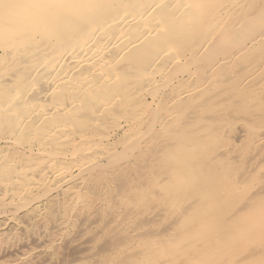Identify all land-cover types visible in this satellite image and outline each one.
Segmentation results:
<instances>
[{"label":"bare ground","instance_id":"bare-ground-1","mask_svg":"<svg viewBox=\"0 0 264 264\" xmlns=\"http://www.w3.org/2000/svg\"><path fill=\"white\" fill-rule=\"evenodd\" d=\"M255 52L264 53V0H0V233L8 223L21 229L19 211L44 214L54 191L69 195L79 209L103 197V209L110 210L116 185L123 192L117 193L118 207L128 209V183H118L112 172L151 145L154 157L148 159L156 163L145 159L128 189L142 199L198 196L204 203L192 208L191 220L196 216L199 227L140 236L151 210H138L143 219L137 221L118 218L119 209L111 226L101 219L110 232L127 235L109 248L123 260L111 264H264V195L259 188L252 192L264 158L257 157L247 180L236 170L228 174L240 136L232 135L234 120L247 127L242 149L255 151L264 143L254 117L264 113V56L259 60ZM256 154L261 151L251 158ZM94 172L106 178L96 201L94 192L82 189ZM249 190L259 194L254 205L232 210ZM90 210L88 220L96 212ZM51 223V234L70 227L64 217ZM214 223L221 228L209 230ZM60 237H40L23 249L47 243L52 252Z\"/></svg>","mask_w":264,"mask_h":264},{"label":"rangeland","instance_id":"rangeland-1","mask_svg":"<svg viewBox=\"0 0 264 264\" xmlns=\"http://www.w3.org/2000/svg\"><path fill=\"white\" fill-rule=\"evenodd\" d=\"M263 56H264V53H256L255 52V57L257 58V59H261V58H263ZM259 59V60H260ZM263 61V60H262ZM262 92H264V90L262 91ZM262 94H264V93H262ZM262 99H264V95L263 96H260ZM217 98H220L219 96L217 97ZM148 99L150 100V96H148ZM216 102V101H215ZM216 105H217V103H216ZM215 110V109H214ZM211 111H212V108H211ZM215 112H217V110L216 111H214V112H212V114H215ZM262 115V116H261ZM264 113H262V114H256V115H254V117L256 118L257 117V119H255V122L258 124H256L257 125V127H260V130L262 131H264ZM214 116V118H216V115H213ZM243 116H245V114H243ZM259 116V117H258ZM262 118H261V117ZM252 118H254L253 116H251ZM222 118V117H221ZM245 118V117H244ZM243 118V119H244ZM229 119V117H227V116H225V119H221L220 121L221 122H223V121H225V120H228ZM243 119H241V120H243ZM231 121H232V119H231ZM235 121V126H238V127H231L232 129L233 128H236V129H231L232 131V135L233 134H235V136H236V133L237 134H239V131H240V136H241V134L244 132H242V130H244L245 129V127H246V125H244V123H242V121H237V124H236V120H234ZM224 123V122H223ZM247 123V122H246ZM218 125H219V123H218ZM226 125V124H225ZM216 127H217V125H215ZM242 126V127H241ZM221 126L219 125L218 126V130H219V128H220ZM244 127V128H243ZM224 128V127H223ZM225 128H226V126H225ZM224 128V129H225ZM242 128V129H241ZM247 128V127H246ZM220 129H222V128H220ZM259 130V131H260ZM225 131V133H226V130H224ZM234 131V132H233ZM235 131H237L236 133H235ZM258 131V132H259ZM260 131V132H261ZM118 135V133L116 134V136ZM115 136V137H116ZM240 136L238 137V136H236V138H234V142L236 141V146H234L233 147V154H234V156L232 157V160L234 161L233 163H232V166L229 168L230 169V171H228L229 173L228 174H232L233 172L232 171H235L236 170V172H237V177H239V175L241 176L240 177V179H249L253 174H254V170H253V168H251L252 167V165H255L254 163H256V165H257V160L258 159H260L259 161H261V157L262 158H264L263 156H264V143H261L260 144V146L258 145V147L256 148V150L255 151H257V150H260L261 151V154H259V155H255V157L254 158H251L252 156H253V153L255 152L254 150H252V148H243L242 149V147L244 146V144H245V141H244V138H240ZM239 138H240V140H239ZM238 139V140H237ZM241 140H243V145L241 144L242 143V141ZM239 141H241V143H239ZM238 143V144H237ZM150 146L151 145H149V147H146L147 149H144V151L143 152H141L140 154H139V156H136L137 158V162H136V159H133V157L131 158V159H129V160H127L126 162V164H124L123 166H122V168H120L121 170H117V172H112V175L113 174H115L114 176L116 177V179H117V182L118 183H121V182H119V179H121V178H123L124 180L123 181H127V183L128 184H125V186L123 187V190L125 191V192H128V194L130 195H128L129 197H130V201L129 202H131V204H133L131 207L130 206H128V204L126 205V206H128L129 208L128 209H126V207L124 206L122 209L120 208V207H118L119 205H118V203L116 202L117 200V196L119 195H117V193H123V192H120L119 190H120V188L119 187H117L116 185L113 187L112 186V188H113V191H112V195L109 197L110 199H112V204H114V207L113 208H110V210H109V208L107 209V210H105V207H104V209H103V204L101 203L102 201L101 200H103L102 198V196H103V194H104V192H105V190H106V188H104L106 185V178H103L102 176H101V174H99L98 172L97 173H91L89 176H86V182H85V184L87 185H85V189L84 188H82L83 190H86V189H89V191L91 192V194H93L94 195V193H95V195L96 196H94V197H98L97 199H94L95 201L96 200H99L101 197V200H99V201H96V203H93V205L91 204V206H83L82 207V209H79L78 207H80L79 205L77 206V207H75V205L73 206V202L72 201H69V199H68V196L67 195H63V196H60L63 192H61V191H58L57 193L54 191L53 193H52V195H49L51 198H52V201L51 202H48V204H47V207H46V209H45V211L43 212L44 214H41L40 216H37V215H39L38 213H36V211H33V212H30L28 215L27 214H25V215H23V213L21 214V212L22 211H19V212H17L16 214H15V217L17 216V219L19 220V221H21V222H19L20 224H22L21 226V229L19 228V230H18V228L17 229H14V228H12L10 225H11V223H10V225H9V223L7 224V226L5 225V229H1L3 232H2V234L0 233V264H59L58 262H60V264L62 263V262H66V261H68L67 263H71V264H88L87 262H89V261H93V262H89V264L90 263H92V264H111V263H117V262H120V261H123L122 260V255H119L121 252L119 251V254H115V253H113V252H111V251H109V248H113L114 247V245H118V243L120 244V243H122L123 241L122 240H127L125 237L127 236V235H125V234H118V233H116L115 231H112V232H110V228H108V226L110 225L111 226V222L113 221V220H111L112 219V217H115L116 215H117V213H118V210L120 209V210H122V212L119 210V213L121 214L120 216H118V218H122V215L125 217V218H128V216H131L132 218H134V217H136V220L138 221L139 219L141 220V219H143V217H142V215L143 214H141V215H139V211L138 210H141V209H143V208H148V209H150L151 211L150 212H152L151 214H150V212L147 214L148 215V217L146 216L145 218H144V220H143V223H145V221H146V223L147 224H145L144 225V229H141L140 230V236L142 235V234H144V233H146V235L148 234L146 231H148V230H150V231H148V232H150V234L152 235L151 237H156L154 234H157L158 232H159V234H157L158 236H161V234H167V233H169V232H173L175 229H179V228H182V229H184V228H186L185 227V225L186 226H188V225H198V220H197V217L196 216H194V217H192V220H191V216L193 215V213H192V208L194 209V208H196V206H202L201 204L202 203H204V200H201V199H198V196H196V195H194V194H191V195H186V197L185 198H176V201H174L173 200V198L174 197H172V196H169V195H163V194H160V193H154L153 195H152V197H149L148 199H142V197H140L139 195H136V194H133V192L131 191V190H129L128 188H130V187H133L134 185H133V183H131V179H134V178H136V176L137 175H141V172L142 171H144V169H145V167H144V165L147 163L146 161L147 160H149L148 161V163H151V164H155L156 163V159L155 160H151V159H148V158H150L151 156V154H152V151H154L155 150V148L154 147H151L152 148V150L151 149H149L150 148ZM120 146H117V149H120L119 148ZM238 149V150H237ZM243 151L245 152V153H243ZM250 153V154H248V153ZM252 152V153H251ZM146 154V156H145V154ZM236 153H238V154H236ZM243 153V154H242ZM149 156H148V155ZM236 154V155H235ZM145 156V157H144ZM236 156V157H235ZM144 157V158H143ZM154 157V154H152V158ZM257 157H259L258 159H257ZM145 159H147V160H145ZM255 159V160H254ZM151 160V161H150ZM247 160H248V162H247ZM251 160L253 161V162H251ZM145 161V162H144ZM256 161V162H255ZM261 162H264V160L262 159V161ZM252 163V164H251ZM239 164V165H238ZM142 165V166H141ZM138 166H139V168H138ZM236 166V167H235ZM137 167V168H136ZM140 167H143V168H140ZM254 167V166H253ZM149 168V167H148ZM251 168V169H250ZM135 169V170H134ZM147 169V168H146ZM237 169L239 170V171H237ZM263 169L264 168H262L261 170H258V175L256 174V177L258 178L257 180V183H255V184H253V186H252V192H254V193H256V191L258 190V188H259V191L261 190V191H263V192H261L260 194H262V195H264V174L263 175H261V173H259V172H262L263 171ZM142 170V171H141ZM134 171H136V173L134 172ZM140 172V173H138L137 174V172ZM256 172V171H255ZM264 172V171H263ZM250 173V174H249ZM120 176V177H119ZM88 177V178H87ZM96 178V179H95ZM111 178V177H110ZM94 179V180H93ZM140 179H142V176H140ZM92 180V181H91ZM111 180V179H110ZM121 181V180H120ZM91 182H93L92 184H91ZM131 183V184H130ZM96 184V185H95ZM99 184V185H98ZM131 185V186H130ZM133 185V186H132ZM103 186V187H102ZM122 186V185H121ZM129 186V187H128ZM258 186V187H257ZM89 187V188H88ZM198 187H201V186H198ZM257 187V188H256ZM260 187H262V188H260ZM128 189V190H127ZM115 190H117V191H115ZM253 190H255V191H253ZM94 192V193H93ZM115 192V193H114ZM124 192V193H125ZM251 193V191L249 190L247 193H246V196H245V198L241 201V202H239L237 205H234L233 206V204H232V210L233 209H235L236 207L237 208H239V206L241 207H243V206H245V207H251V206H253L254 204H252L253 202H254V198H258L257 196H259V194H254L253 196H250V195H252V193ZM250 194V195H249ZM55 195H57V196H55ZM98 195V196H97ZM114 195V196H113ZM243 195H245V194H243ZM249 195V196H248ZM66 196H67V199H65L66 198ZM62 197H64V198H62ZM112 197V198H111ZM114 197H116V198H114ZM166 197V198H165ZM248 197H253L252 199L251 198H248ZM108 198V199H109ZM248 198V199H247ZM59 199V200H58ZM63 200V202H61L60 203V201H62ZM66 201H65V200ZM139 199H141L140 201H139ZM196 199V200H195ZM143 200V201H142ZM252 200V201H251ZM57 201H59V202H57ZM142 201V202H141ZM250 201V202H249ZM248 203V204H246V203ZM54 203V204H53ZM245 203V204H244ZM250 203H251V206H250ZM53 204V205H52ZM98 204V205H97ZM168 204V205H167ZM80 205H82L81 203H80ZM97 205V206H96ZM101 205V206H100ZM72 206V207H71ZM95 206V207H94ZM153 206V207H152ZM191 206V207H190ZM11 207V206H10ZM71 207V208H70ZM74 207V208H73ZM87 207V208H86ZM96 207H99V208H96ZM178 207V208H177ZM188 207V208H187ZM235 207V208H234ZM125 208V209H124ZM162 208H164V210L162 209ZM177 208V209H176ZM236 208V209H237ZM47 209H48V211H47ZM90 209H93L92 211L93 212H97V213H100V214H97L96 212V214L95 213H93V217H92V221H101V219L102 218H104L105 219V221L104 220H102V221H104V222H106L107 224H109V225H107L106 223H104V224H106L107 226H105V225H102L103 224V222L101 221L99 224H97V222H96V224L97 225H95V227H91V228H89V227H86V225L88 226V223H90V222H92L91 220H88L90 217ZM155 209V210H154ZM162 209V210H161ZM182 209V210H181ZM186 211H185V210ZM191 209V210H190ZM51 210V211H50ZM87 210V211H86ZM95 210V211H94ZM97 210H99L100 212H98ZM117 212H116V211ZM126 210V211H125ZM160 210V211H159ZM184 210V211H183ZM190 210V211H189ZM103 211V212H102ZM109 211H111V212H109ZM113 211V212H112ZM125 211V212H124ZM156 213H155V212ZM78 212V213H77ZM181 212H183V213H181ZM189 212V213H188ZM49 213V214H48ZM52 213V214H51ZM88 213V214H87ZM163 213V214H162ZM85 214H87V217L85 216ZM101 214H103V217L102 216H100L99 217V215H101ZM157 214H159V215H157ZM178 214H180V215H178ZM3 215V211H1L0 210V216H2ZM30 215V216H29ZM48 217H47V216ZM96 215H98L97 217H99V218H94V217H96ZM105 215V216H104ZM115 215V216H114ZM162 215V216H161ZM184 215V216H183ZM29 216V217H28ZM43 216V217H42ZM45 216V217H44ZM74 216V217H73ZM145 216V215H144ZM53 217L55 218V219H57L58 217H64L66 220H68V226H70L69 228H68V230L67 231H65V233L64 234H60V232L58 231V234L56 233V232H54L53 234H51V232H50V229H52V227H50V226H52V223H51V221L52 220H55V219H53ZM84 217H86V218H84ZM111 217V218H110ZM131 217H129V219H131ZM138 217H139V219H138ZM157 217H158V220H157ZM177 217H178V219H177ZM198 217H200V216H198ZM20 218V219H19ZM30 218V219H29ZM95 220H94V219ZM151 218V219H150ZM175 218V219H174ZM41 219H42V221H41ZM46 219H48V220H46ZM70 219V220H69ZM76 219H78V220H76ZM107 219V220H106ZM172 219H173V221H172ZM74 220V221H73ZM132 220V219H131ZM152 220H154L153 222H152ZM110 222V223H108V222ZM197 221V222H196ZM45 222V223H44ZM48 222V223H47ZM73 222V223H72ZM149 222V223H148ZM151 222V223H150ZM41 223H43V224H41ZM51 223V224H50ZM86 225H85V224ZM168 223H170V224H168ZM195 223H197V224H195ZM25 224V225H24ZM27 224V225H26ZM32 224V225H31ZM80 224V225H79ZM71 225H72V227H71ZM73 225H74V227H73ZM99 225H102V226H99ZM31 226V227H30ZM33 226V227H32ZM47 227L46 229L48 230H46L45 229V231H43V232H40L41 230H39V229H41V227ZM82 226H84V228L85 229H83V232L82 231H80V229H81V227ZM98 226V227H97ZM211 226V227H210ZM209 226V230H212L213 228H215V230H219L220 228H221V225L220 224H218V226H217V223H214V224H211ZM213 226V227H212ZM27 227V228H26ZM100 227L102 228L101 230H104L105 232H99V229H100ZM165 227V228H164ZM197 227H199V225L197 226ZM10 228V229H9ZM25 228V229H24ZM32 228V229H31ZM38 228V229H37ZM50 228V229H49ZM83 228V227H82ZM88 228V229H87ZM94 228V229H93ZM219 228V229H218ZM7 229V230H6ZM13 229V230H12ZM23 229H24V231H23ZM90 229H93V231L92 230H90ZM98 229V230H97ZM107 229V230H106ZM108 229H109V231H108ZM155 229V230H154ZM163 229V230H162ZM27 230V231H26ZM95 230V231H94ZM97 230V231H96ZM145 230V231H144ZM208 230V231H209ZM20 231V232H19ZM47 231V232H46ZM80 231V232H79ZM85 231V232H84ZM143 233H142V232ZM152 231V232H151ZM31 232V233H30ZM68 232V233H67ZM114 232V233H113ZM10 233V234H9ZM17 233V234H16ZM21 233H22V235H21ZM42 233H44V235L42 234ZM47 233H48V235H47ZM49 233H50V235H49ZM72 233V234H71ZM93 233H95V234H93ZM99 235H98V234ZM105 233V234H104ZM19 234V235H18ZM36 234V235H35ZM99 236L98 238H94V237H96L97 235ZM16 235V236H15ZM18 235V236H17ZM45 235H47V236H49V237H46ZM51 235H53L54 237H58V236H61L62 237V239H61V237H60V242L58 243V244H56V245H54L53 247H52V252H51V250L49 249V247H48V244L46 243L45 245L44 244H42V245H38L37 247H34V248H36V249H33V251L32 250H28V248L25 250V247H24V249H23V245H29V244H35V243H37L38 242V240L40 239V237H41V241L42 240H44V239H49V238H51ZM67 235H69V236H67ZM77 235V236H76ZM87 235V236H86ZM94 235V236H93ZM96 235V236H95ZM24 236V237H23ZM30 236V237H29ZM37 237V238H35V237ZM72 236V237H71ZM74 236V237H73ZM108 236H111V237H108ZM130 236V235H129ZM134 236H136V235H133V237ZM140 236H138V239L140 238ZM5 237V238H4ZM43 237H44V239H43ZM46 237V238H45ZM65 237V238H64ZM76 237H78V238H76ZM85 237V238H84ZM90 237V238H89ZM108 237V238H107ZM34 238V239H33ZM64 238V239H63ZM74 238H75V240H74ZM107 238V239H106ZM123 238V239H122ZM145 237L143 236L142 237V239H141V241H143V239H144ZM7 239V240H6ZM17 239H19V241L17 240ZM36 239V240H35ZM77 239H84L87 243H88V245H90V246H87V243H85L86 245H84V244H82V243H80L81 241H83L84 242V240H80V241H78ZM135 239V238H134ZM138 239H135V240H138ZM207 238H205V240H206ZM9 240V241H8ZM16 240V241H15ZM24 240V241H23ZM35 240V241H34ZM62 240V241H61ZM77 240V241H76ZM89 240H90V242H89ZM101 240V241H100ZM26 241V242H25ZM75 241V242H74ZM16 242V243H15ZM24 242V243H23ZM39 242H40V240H39ZM77 242V243H76ZM125 242V241H124ZM26 243V244H25ZM28 243V244H27ZM65 243V244H64ZM79 243V244H78ZM117 243V244H116ZM22 244V245H21ZM60 244V245H59ZM71 244V245H70ZM84 245V250L82 249V245ZM21 245V246H20ZM31 245H29V246H31ZM44 245V246H43ZM77 245H79V246H77ZM80 245H81V247H80ZM104 245V246H103ZM40 246L42 247V249H44L43 250V253L41 252L42 251V249L40 248ZM47 248H46V247ZM56 246V247H55ZM73 246H74V248H73ZM76 246V247H75ZM85 246H87V247H85ZM135 246H139V244L137 245V244H135ZM16 247V248H15ZM21 247H22V249H23V251L21 250ZM97 247V248H96ZM106 247V248H105ZM18 248H20V249H18ZM37 248H38V250H37ZM40 248V249H39ZM55 249V251H54V249ZM86 248V249H85ZM13 249H18V250H20L18 253V255L15 253H13L14 252V250ZM48 249H49V251H48ZM94 249H96V250H94ZM102 249V251H100ZM136 249H137V247H135L134 248V252L136 251ZM36 250V251H35ZM46 250V251H45ZM22 251V252H21ZM40 251V252H39ZM48 251V253H45V252H47ZM73 251V252H72ZM76 251V252H75ZM92 251V252H91ZM25 252V253H24ZM29 252H31V254H29ZM60 252V253H59ZM87 252H89V253H87ZM107 252V253H106ZM22 253V255H20ZM41 253V254H40ZM53 253V254H52ZM55 253V254H54ZM96 253H98V254H95ZM101 253V254H100ZM24 254V255H23ZM37 254V255H36ZM45 254V255H44ZM52 254V255H51ZM82 254H83V258L82 259H79L78 260V256H82ZM91 254H93V255H91ZM15 255V256H14ZM17 255V256H16ZM30 255V257H28ZM32 255V256H31ZM40 255V256H39ZM65 255V256H64ZM69 255V256H68ZM91 255V256H90ZM97 255H98V257H97ZM116 255V256H115ZM119 255V256H118ZM190 255H192V256H194L195 255V253H192V252H190ZM11 256V257H10ZM42 256L44 257V258H42ZM45 256H47V257H45ZM60 256V257H59ZM85 256V257H84ZM89 256V257H88ZM94 256H96V258L94 257ZM102 256V257H101ZM6 257V258H5ZM49 257H51V258H49ZM94 257V258H93ZM65 258V259H64ZM88 258V259H87ZM91 260H90V259ZM94 260H93V259ZM99 258V259H98ZM121 258V259H120ZM48 259H50V260H48ZM54 259V260H53ZM107 259V260H106ZM12 260V261H11ZM26 260H28V261H26ZM38 260V261H37ZM40 260V261H39ZM47 260V261H46ZM59 260V261H58ZM71 262H70V261ZM88 260V261H87ZM14 261V262H13ZM43 262V263H42ZM51 262V263H50ZM83 262H86V263H83ZM101 262V263H100Z\"/></svg>","mask_w":264,"mask_h":264}]
</instances>
